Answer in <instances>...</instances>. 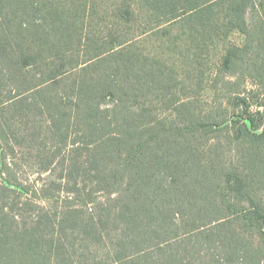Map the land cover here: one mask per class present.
<instances>
[{
  "label": "trees",
  "instance_id": "obj_1",
  "mask_svg": "<svg viewBox=\"0 0 264 264\" xmlns=\"http://www.w3.org/2000/svg\"><path fill=\"white\" fill-rule=\"evenodd\" d=\"M0 264H264V0H0Z\"/></svg>",
  "mask_w": 264,
  "mask_h": 264
},
{
  "label": "rangeland",
  "instance_id": "obj_2",
  "mask_svg": "<svg viewBox=\"0 0 264 264\" xmlns=\"http://www.w3.org/2000/svg\"><path fill=\"white\" fill-rule=\"evenodd\" d=\"M242 41V36L238 33L232 34L231 38L229 40L223 39L218 40L209 51V54L205 60L204 69L206 70V76L203 78V82L200 84L201 86H197V94H194L195 96H201L203 99H206V101H211L214 96L222 97V90H223V84H219L218 87L214 88L212 87L211 82V72L212 69H215L220 62V58L224 54L225 47L228 43H240ZM146 46L148 47L149 44L146 43ZM150 47V46H149ZM258 90V88L251 86ZM257 107L253 106L252 110H256Z\"/></svg>",
  "mask_w": 264,
  "mask_h": 264
}]
</instances>
